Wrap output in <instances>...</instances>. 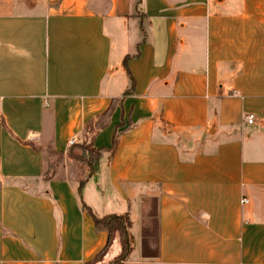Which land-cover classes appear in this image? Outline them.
Returning a JSON list of instances; mask_svg holds the SVG:
<instances>
[{
    "label": "crops",
    "instance_id": "0c3cea01",
    "mask_svg": "<svg viewBox=\"0 0 264 264\" xmlns=\"http://www.w3.org/2000/svg\"><path fill=\"white\" fill-rule=\"evenodd\" d=\"M107 214L123 264H264V0H0V264H86Z\"/></svg>",
    "mask_w": 264,
    "mask_h": 264
},
{
    "label": "trees",
    "instance_id": "16d2710c",
    "mask_svg": "<svg viewBox=\"0 0 264 264\" xmlns=\"http://www.w3.org/2000/svg\"><path fill=\"white\" fill-rule=\"evenodd\" d=\"M111 111H107L104 116H108ZM118 141V135L114 137L113 144L109 150L113 151ZM107 151L105 148H96L91 142L83 141L82 143H74L68 151V155L77 159L83 166L87 167L88 175L90 176L97 171L98 162ZM63 160V154L52 152L49 160V165L44 176L49 178L53 176L59 162ZM86 180V177L81 179V184ZM93 219L98 230L107 232V242L105 246L96 254V256L86 264H93L105 259L111 247L119 242V253L110 260L107 264H123L130 255L133 249V236L130 232L132 221L128 214H107L103 217L93 215Z\"/></svg>",
    "mask_w": 264,
    "mask_h": 264
},
{
    "label": "rangeland",
    "instance_id": "374dc122",
    "mask_svg": "<svg viewBox=\"0 0 264 264\" xmlns=\"http://www.w3.org/2000/svg\"><path fill=\"white\" fill-rule=\"evenodd\" d=\"M95 185H96L95 180H91V181H90V184H89V186H88V188H89V187H95ZM88 188H87V189H88ZM107 193L109 194V197H108V198H109V206H111L110 208H113V210H119V211H120V210H123V208H125V205H127L128 202H126L125 205H122V207H119L117 203L114 202L115 204H113V197H114V195H113V191H110V190L108 189V190H107ZM88 194H89V193H87V191H86V193H85V197H87ZM110 195H112V196H110ZM114 201H115V199H114ZM95 203H96V202H95ZM101 203H103V202H102V201H101V202L99 201V202H97V205H98V206H101ZM113 212H114V211H113ZM151 227H152L151 229H152V231H153V230H154V224H152Z\"/></svg>",
    "mask_w": 264,
    "mask_h": 264
},
{
    "label": "built area",
    "instance_id": "2783aa9c",
    "mask_svg": "<svg viewBox=\"0 0 264 264\" xmlns=\"http://www.w3.org/2000/svg\"><path fill=\"white\" fill-rule=\"evenodd\" d=\"M254 119H255V115H254V114L250 113V114H247V115H246V120H247L248 123H253ZM76 141H77L76 137H73L72 139H70L69 142H70V144L72 145V144H74Z\"/></svg>",
    "mask_w": 264,
    "mask_h": 264
}]
</instances>
